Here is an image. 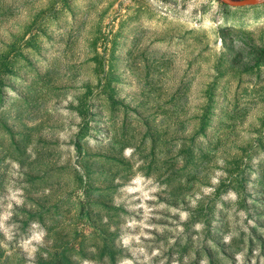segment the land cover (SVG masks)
Here are the masks:
<instances>
[{
    "label": "rangeland",
    "instance_id": "1",
    "mask_svg": "<svg viewBox=\"0 0 264 264\" xmlns=\"http://www.w3.org/2000/svg\"><path fill=\"white\" fill-rule=\"evenodd\" d=\"M0 264H264V0H0Z\"/></svg>",
    "mask_w": 264,
    "mask_h": 264
},
{
    "label": "water",
    "instance_id": "2",
    "mask_svg": "<svg viewBox=\"0 0 264 264\" xmlns=\"http://www.w3.org/2000/svg\"><path fill=\"white\" fill-rule=\"evenodd\" d=\"M225 3L233 7H242L255 4L257 0H224Z\"/></svg>",
    "mask_w": 264,
    "mask_h": 264
}]
</instances>
